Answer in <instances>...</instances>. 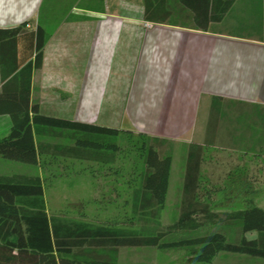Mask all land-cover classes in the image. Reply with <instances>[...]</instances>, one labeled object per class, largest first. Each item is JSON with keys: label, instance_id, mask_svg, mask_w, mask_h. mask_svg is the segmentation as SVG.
<instances>
[{"label": "crops", "instance_id": "obj_1", "mask_svg": "<svg viewBox=\"0 0 264 264\" xmlns=\"http://www.w3.org/2000/svg\"><path fill=\"white\" fill-rule=\"evenodd\" d=\"M59 1L0 0V29L44 31L30 89L42 112L169 141L186 162L199 147L200 174H264V0ZM239 140L252 149L236 154Z\"/></svg>", "mask_w": 264, "mask_h": 264}, {"label": "trees", "instance_id": "obj_2", "mask_svg": "<svg viewBox=\"0 0 264 264\" xmlns=\"http://www.w3.org/2000/svg\"><path fill=\"white\" fill-rule=\"evenodd\" d=\"M230 5L228 1L224 9ZM29 23L0 29V115L10 119L8 133L0 139V157L39 167L65 161L105 167V174L112 175L111 181H118L121 188L117 197L124 196V204L140 226L133 229L129 224L118 227L83 217L51 216L41 177L0 176V264H118L121 248L189 245L190 262L210 263L220 252L264 259V209L252 202L225 213L219 230L205 238L190 242L179 236L164 241L166 234L193 232L205 226V220L217 219L201 202L213 189L201 192L199 147L190 148L178 219L164 231L150 227V223L159 225L164 208L172 143L42 112L32 102L30 89L32 72L41 66L45 34L39 25L27 30ZM123 142L126 146L135 142L130 146L142 160L139 170L130 168L124 174L121 165L116 167ZM229 175L232 188L246 185L247 174ZM249 233L255 237L247 238Z\"/></svg>", "mask_w": 264, "mask_h": 264}, {"label": "rangeland", "instance_id": "obj_3", "mask_svg": "<svg viewBox=\"0 0 264 264\" xmlns=\"http://www.w3.org/2000/svg\"><path fill=\"white\" fill-rule=\"evenodd\" d=\"M56 5L60 11L63 7L61 13L63 11L65 13L71 12V0H61ZM59 117L66 118V116ZM223 117L226 119L224 122L227 124L240 118V123L246 129H254L256 125V123L251 122V118L248 115L234 116L233 118V114L230 112V114L226 113ZM255 129L260 133L259 128ZM7 133L8 131L0 134V139L6 136ZM133 135L137 136L138 134ZM241 141H235L236 143L238 142V146L234 148L236 154L252 149V147H247V150L244 149ZM136 143L140 144V140ZM124 144L123 142V155H118L116 167L121 165L122 172L126 174L130 168L135 167L136 170H139L142 167V160L138 155L134 154L133 148L130 146L131 144H135V142L128 144V146ZM169 147L172 151V164L166 202L160 213L159 223H157L159 225L149 224L150 227L159 229L160 231H164L167 226L174 223L179 217L181 212L183 172L186 170L187 165L186 156H184L185 150L175 153V146L169 145ZM208 156L210 159L216 161L222 158L217 152H213ZM226 156L227 167L232 169L237 159L233 160V156L231 155ZM204 161H207V157L204 158ZM44 167L28 165L0 157V176L41 177L44 182L45 202L49 215H64L68 218L76 219L83 217L84 220H90L93 223L102 224L105 222L110 225L115 224L118 227L121 224H129L130 228H139L138 218L132 217L130 206L128 207L124 204V196L117 197L116 193L120 190L118 181L113 183L109 178L104 177L106 172L105 167L93 166L91 168L86 164L67 161L60 163L52 162L50 166ZM231 176L229 174H200L201 192L204 193L206 190L213 189L209 191V197L204 196L201 202L208 206L209 210L217 216V219H214L212 222L205 220L206 225L193 232L166 234L164 241L168 242L171 238L177 239L179 236L187 238L190 242L205 238L208 234L219 230V219L224 218L225 213L244 209L247 202H252L253 206L264 209V174H247L244 177V185H249L248 189H250L249 193L245 194L244 192L242 193V190H238V187L232 189L228 185ZM246 236L252 239L255 237V234L249 233ZM191 249L192 246L190 245L123 248L118 255V264H264V259L262 258L229 252L218 253L210 263L190 262L189 251Z\"/></svg>", "mask_w": 264, "mask_h": 264}, {"label": "built area", "instance_id": "obj_4", "mask_svg": "<svg viewBox=\"0 0 264 264\" xmlns=\"http://www.w3.org/2000/svg\"><path fill=\"white\" fill-rule=\"evenodd\" d=\"M149 26V25H148Z\"/></svg>", "mask_w": 264, "mask_h": 264}]
</instances>
